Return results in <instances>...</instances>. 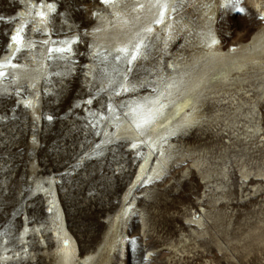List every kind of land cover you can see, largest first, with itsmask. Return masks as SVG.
<instances>
[{
  "label": "bare ground",
  "instance_id": "obj_1",
  "mask_svg": "<svg viewBox=\"0 0 264 264\" xmlns=\"http://www.w3.org/2000/svg\"><path fill=\"white\" fill-rule=\"evenodd\" d=\"M186 1L195 15L193 21L186 18L183 7L174 4L176 0H96L98 8H102V2L106 6L100 21L91 26L93 50L126 48L129 62L133 54L139 59L146 44L160 43L165 45L169 64L164 71L156 72V81L150 83L151 89L147 91L134 83L131 70L126 73L127 64L120 82V99L112 100L109 109L95 121L106 127L105 140L127 138L131 143L128 150L134 151L137 160L133 178L118 205L101 221L100 239L95 245L85 241L82 250L57 194L56 179L36 177L35 189L42 190L48 202V211L45 210L48 221L34 226L25 223L19 233L26 244L22 253L28 259L37 255L28 240L32 234L37 235L46 264H127L129 229L133 226L141 242L144 237L148 256L158 254L164 264H188L198 258L200 264H264V0H242L263 21L249 36L238 40L228 38V30L219 25L226 20L223 12H228V3L235 0ZM31 2L35 9L21 10L18 27L33 18L34 26L49 30L55 2ZM161 13L162 22L157 23L161 21ZM16 31L20 42L9 44L11 55L25 42L17 28ZM76 37L75 34L56 43L52 47L53 56L74 59ZM56 47L59 51L53 50ZM39 53L29 64L26 60H0V73L10 68L14 81H28L32 94L27 99L21 97L22 103L33 117L42 121L44 117L38 112L45 91L40 80L53 61L43 47ZM86 73V82L98 77L93 60ZM157 99L166 105L163 114L138 130L136 124L148 116L149 109L156 107ZM208 127L220 134L221 140L200 143V135L196 133H203ZM192 128L195 133L191 132L189 140L185 134ZM181 161L186 175L197 181L196 185L188 187V184L187 189L201 185L205 190L202 195L191 192L195 195L193 199L181 198L179 213L183 221L178 225L179 232L163 238L156 222L162 215V207L155 205L151 210L144 201L163 195L165 187L160 185L175 178L174 163ZM36 167L37 164H31L32 170ZM42 179H47V184ZM181 186L174 182L173 187ZM152 237L161 242L155 246L149 242ZM9 246L7 241L0 244V261H15L14 251L4 250ZM159 246L162 247L158 249Z\"/></svg>",
  "mask_w": 264,
  "mask_h": 264
},
{
  "label": "rangeland",
  "instance_id": "obj_2",
  "mask_svg": "<svg viewBox=\"0 0 264 264\" xmlns=\"http://www.w3.org/2000/svg\"><path fill=\"white\" fill-rule=\"evenodd\" d=\"M31 1L41 3L44 0H0V60H26L29 64L33 62L32 58L39 57V51L43 47L45 52L49 53V60L53 61L47 66L46 73L40 80V85L45 91L41 96L42 102L38 112L41 118L44 117L42 121L33 117L22 103L21 97L27 99L32 94L28 81H14L10 68H6L2 72L3 75H0V244L7 241L10 246L4 250H13L15 257L14 262L7 259L0 261V264H46L47 260L37 242V235L30 234L28 239L37 252L35 259L25 257L22 252L26 250V244L19 238L25 223L34 226L36 223L47 224L48 221L45 214V210L48 211V202L45 201L42 190L35 189L36 177L56 179L57 194L68 224L80 241L81 249H85V241L96 244L102 235L101 221L108 211L118 205L123 190L133 178L137 160L134 158V151L128 150L131 143L127 138L112 137L105 140L106 127L98 125L95 121L101 118V112L109 109L112 100L120 99V82L124 78L127 64L129 66L126 73L131 70L134 83H138V88L146 91L151 89L150 83L156 81V72L164 71L169 64L168 55L163 49L165 45L160 43L146 44L132 68L134 61L129 63L125 53L105 47L93 50L91 41L94 35L91 26L100 21L106 6V3L102 2V8H98L96 0H53L55 5L50 12L49 30L34 26L33 18L27 19L19 28L18 22L22 20L19 17L21 10L29 12L35 9ZM174 4L183 7L186 18L193 21L195 15L188 1L176 0ZM228 4V12H223L226 20L219 25L223 30H228L226 34L232 40L249 36L263 21L255 12L249 10L242 0ZM16 28L25 42L22 41L21 47L11 55L9 44L13 41L12 37L16 36ZM75 34V58L53 56L52 47ZM56 49L58 47L53 50ZM29 53L34 55L29 56ZM92 60L97 65L98 77L94 81L86 82L87 67ZM125 95L123 91V96ZM126 98L123 99L124 102ZM111 127L114 129V126ZM193 129L186 132L185 137H191V132L195 133ZM196 134L200 135V143H216L222 138L209 127L203 133ZM32 163L38 165L34 170L31 169ZM174 164L175 178H170V181H167L169 183L160 185L165 189H161L163 195L159 196V200L145 198L144 201L151 210L155 205L162 207V215L156 222L163 238L175 236L179 232L178 225L183 221L179 213L182 209L179 203L181 198L190 200L195 198V195H202L205 190L201 185L195 186L194 191L187 189L197 184L195 177L190 180L182 161ZM178 169L180 171H177ZM158 181L161 182L160 179ZM175 181L182 185L181 188L173 187ZM47 182V179H42V183ZM191 192L197 194L193 195ZM152 238L149 242H153L155 246L161 242L155 237L154 240ZM128 239L127 264H160L161 256H148L149 253L145 252L147 245L144 237L141 242L133 226H130ZM19 256L21 258L18 259ZM200 262L201 259L198 258L188 264Z\"/></svg>",
  "mask_w": 264,
  "mask_h": 264
},
{
  "label": "snow or ice",
  "instance_id": "obj_3",
  "mask_svg": "<svg viewBox=\"0 0 264 264\" xmlns=\"http://www.w3.org/2000/svg\"><path fill=\"white\" fill-rule=\"evenodd\" d=\"M165 7H167V5H165ZM162 19H163V13H161V21H157V23L162 22ZM148 31H151V29L149 28ZM12 40L16 43H19L20 42L19 41V33H17L16 36H13ZM139 47H140V45H137V50H139ZM57 51H59V49H57ZM119 51L127 54L126 48L120 49ZM136 59H137V54H133L131 56V60L129 61V63H131L132 61H135ZM13 67H14V65H13ZM0 75H3V73H0ZM169 87H171V85ZM125 90L127 91V89H125ZM161 96H163V93H161ZM154 104L156 105V107L148 110V116L146 118L142 119L141 122L136 124V128L138 130L144 128L145 125H151L154 122V120L156 119L157 115L163 114V109L166 107V105L160 99H157L154 102ZM49 119H51V117H49ZM134 147H135V145H134Z\"/></svg>",
  "mask_w": 264,
  "mask_h": 264
}]
</instances>
